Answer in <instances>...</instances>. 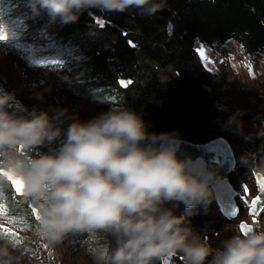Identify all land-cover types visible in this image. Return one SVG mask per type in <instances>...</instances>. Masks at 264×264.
Listing matches in <instances>:
<instances>
[{
    "label": "clouds",
    "instance_id": "1",
    "mask_svg": "<svg viewBox=\"0 0 264 264\" xmlns=\"http://www.w3.org/2000/svg\"><path fill=\"white\" fill-rule=\"evenodd\" d=\"M34 2L64 23L92 8L135 7L150 17L167 8V0ZM159 80L171 82L164 75ZM14 99L0 91V204L11 198L30 206L31 236L17 244L11 230L0 232V264H40L34 255L40 246L55 248L70 234L83 235L92 264H175L177 257L182 264H264V222L250 231L229 226L225 231L233 234L216 248L191 226L188 217L216 193L191 159L178 157L177 133L149 132L142 115L113 102L108 112L82 122L67 108L19 115L9 110ZM70 120L59 147L41 153ZM13 180L23 182L22 192ZM169 203H183L186 214H175Z\"/></svg>",
    "mask_w": 264,
    "mask_h": 264
},
{
    "label": "trees",
    "instance_id": "2",
    "mask_svg": "<svg viewBox=\"0 0 264 264\" xmlns=\"http://www.w3.org/2000/svg\"><path fill=\"white\" fill-rule=\"evenodd\" d=\"M11 2L30 8L18 15L27 16L39 7L34 0ZM38 11L42 27L55 34L57 50L88 59L91 84L111 85L116 105L142 115L149 132H175L179 138L195 142L208 141L218 131L215 96L210 89L215 75L198 52L197 42L220 44L234 39L254 59L264 53V0H167V8L151 17L141 15L135 7L123 12L92 8L70 23L47 10ZM162 75L171 80L168 85L160 83ZM122 80L132 83L125 87ZM9 110H19V115L30 113L13 107ZM65 133L66 129L61 138L38 150L49 153L58 148ZM254 148L257 157L264 158V135L254 138ZM230 177L236 184L235 169ZM20 205L27 208L16 203L14 211L26 212ZM166 207H174L177 215L187 211L183 203ZM195 211L188 220L196 231L210 234L208 237L220 233L232 220L216 199ZM209 242L216 248L213 237ZM175 264H182V258L177 257Z\"/></svg>",
    "mask_w": 264,
    "mask_h": 264
},
{
    "label": "rangeland",
    "instance_id": "3",
    "mask_svg": "<svg viewBox=\"0 0 264 264\" xmlns=\"http://www.w3.org/2000/svg\"><path fill=\"white\" fill-rule=\"evenodd\" d=\"M29 9L27 4L14 5L11 0H0V36H7L0 40V91L14 94L10 107L30 112L67 108L78 114L82 122L108 112L114 103L112 86L96 84L103 83L99 81L91 84L88 59L64 49L57 50L55 34L42 27L38 10L33 9L27 16L18 15ZM197 50L199 53L203 50L212 61L201 56L215 75L210 89L215 96L217 136H226L224 132L230 134L228 139L236 155L238 181L235 186L238 195L244 197L238 214L230 216L229 224L211 236L216 247H220L233 234L226 232V228L237 225L241 228L242 220L250 221L249 202L258 192L255 171L264 173V158L257 157L254 148V138L264 135V53L254 59L234 39L220 44L198 41ZM68 54L72 56L67 57ZM72 122L68 121L63 131ZM15 204L11 198L8 204H0V232L11 230V239L21 244L24 237L31 236L29 219L25 216L30 206L25 209L20 205L26 212L15 215ZM35 215L33 212L32 216ZM261 222H264V212L258 224ZM83 241L82 234H70L55 248L41 245L34 255L39 256L40 264H92Z\"/></svg>",
    "mask_w": 264,
    "mask_h": 264
},
{
    "label": "water",
    "instance_id": "4",
    "mask_svg": "<svg viewBox=\"0 0 264 264\" xmlns=\"http://www.w3.org/2000/svg\"><path fill=\"white\" fill-rule=\"evenodd\" d=\"M177 155L180 159H191L196 174L211 179V185L216 193V200L222 211L228 216H236L240 210L237 200L239 190H237L230 177V173L236 167V155L229 139L224 135L216 136L204 142L180 138ZM209 173L215 175L209 177ZM255 177L258 192L249 202L250 221L242 220L240 226L247 225L250 227L258 224L264 212L261 210L264 208V193H261L258 183L259 178L264 177V173L257 170L255 171ZM257 196H261V204L257 205V212L253 213L251 204Z\"/></svg>",
    "mask_w": 264,
    "mask_h": 264
},
{
    "label": "snow or ice",
    "instance_id": "5",
    "mask_svg": "<svg viewBox=\"0 0 264 264\" xmlns=\"http://www.w3.org/2000/svg\"><path fill=\"white\" fill-rule=\"evenodd\" d=\"M5 39H7V36H0V40H5ZM200 55L204 56L205 60L209 61L210 63L212 62L210 60V58L205 54V52L203 50L200 51ZM120 83L126 87L129 84H131L132 82L130 80H128V81L122 80V81H120ZM13 183H14V185L16 187L17 192H22L23 191L24 185H23L22 181L13 180ZM258 183H259V188H260L261 193H264V177H260L259 180H258ZM243 188H244V192L247 193L248 192L247 186L244 185ZM241 199H244V197H241ZM245 202H247V201L245 200ZM259 204H261V196H257L252 201L251 209H252L253 213L257 212V205H259ZM261 210L264 211V208H262ZM37 218H38V215H37ZM241 227L245 231H250L251 230L247 225H241Z\"/></svg>",
    "mask_w": 264,
    "mask_h": 264
},
{
    "label": "flooded vegetation",
    "instance_id": "6",
    "mask_svg": "<svg viewBox=\"0 0 264 264\" xmlns=\"http://www.w3.org/2000/svg\"><path fill=\"white\" fill-rule=\"evenodd\" d=\"M237 200H238V203L240 204V201H242L240 195H238Z\"/></svg>",
    "mask_w": 264,
    "mask_h": 264
},
{
    "label": "bare ground",
    "instance_id": "7",
    "mask_svg": "<svg viewBox=\"0 0 264 264\" xmlns=\"http://www.w3.org/2000/svg\"><path fill=\"white\" fill-rule=\"evenodd\" d=\"M28 76H30V75H28Z\"/></svg>",
    "mask_w": 264,
    "mask_h": 264
}]
</instances>
